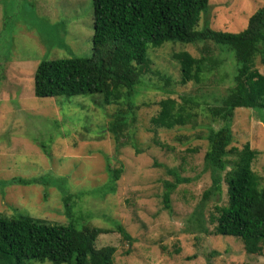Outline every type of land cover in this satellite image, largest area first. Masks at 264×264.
Masks as SVG:
<instances>
[{"label":"rangeland","instance_id":"1","mask_svg":"<svg viewBox=\"0 0 264 264\" xmlns=\"http://www.w3.org/2000/svg\"><path fill=\"white\" fill-rule=\"evenodd\" d=\"M263 2L209 0L199 26L207 18L213 29L240 31ZM92 33V0H0V180L57 179L71 208L68 215L61 190L52 184H12L0 185V213H27L63 224L74 219L111 230L118 221L131 241L111 231L100 234L95 246H114V261L119 264H264V244L261 254H249L241 239L212 233L215 206L227 203V184L222 180L220 193L214 192L204 164L207 124L222 125L221 120L211 122L206 106L227 94L235 68L233 52L208 42L222 63L200 83L181 85L179 64L172 55L186 50L199 56L202 43L167 41L161 47L150 46V70L130 101L118 104L103 105L100 95L90 93L35 96L37 64L91 57ZM255 67L264 74L259 56ZM183 94L198 97L199 125L150 131L159 100ZM115 114L128 117L124 144L116 143L109 130ZM231 130L228 148L241 149L248 142L258 151L252 169L263 175L264 109L235 108ZM107 162L122 172L115 191L103 194ZM176 175L184 181L171 191L168 210L163 195Z\"/></svg>","mask_w":264,"mask_h":264},{"label":"trees","instance_id":"2","mask_svg":"<svg viewBox=\"0 0 264 264\" xmlns=\"http://www.w3.org/2000/svg\"><path fill=\"white\" fill-rule=\"evenodd\" d=\"M208 5L209 0H92L91 57L41 60L34 72L33 92L37 97L98 94L103 105L118 104L130 101L141 77L150 70L151 60L147 55L150 46L161 47L167 41L202 43L199 56L186 50L173 53L179 64L181 85L200 83L204 74L222 63L208 42L233 52L232 84L219 103L206 106L211 122L221 120L222 125L215 128L207 124L204 164L211 172L214 192L220 193L222 180L227 184V203L215 206L217 214L212 233L239 238L246 253L261 254L264 174L258 175L252 169L258 151L248 142L241 149L228 147L233 139L234 109H264V74L255 67L257 56L264 65V2L248 17L246 26L237 32L213 29L207 18L199 26ZM158 105L157 113L150 118V131L199 125L196 96L165 97ZM127 123L128 117L119 114L110 121L109 130L118 144L123 140ZM154 142L166 147L158 139ZM106 172L108 180L103 185V194L115 191L122 168H113L107 162ZM182 181L184 179L177 176L174 182L167 183L163 201L168 210L170 193ZM12 184L58 187L63 195L65 212L70 214L69 198L59 180L47 176H14L0 180L2 186ZM207 193L206 196L211 191ZM77 222L72 219L67 224L53 223L27 213L11 216L0 213V264H119L114 261V246L96 247L95 241L100 234L111 231H118L123 239L131 241L123 225L114 221L115 230H111Z\"/></svg>","mask_w":264,"mask_h":264}]
</instances>
